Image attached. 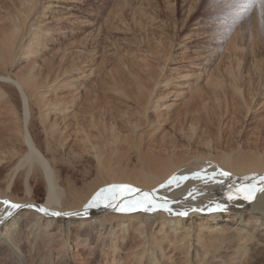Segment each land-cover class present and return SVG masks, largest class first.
I'll use <instances>...</instances> for the list:
<instances>
[{
    "label": "rangeland",
    "instance_id": "374dc122",
    "mask_svg": "<svg viewBox=\"0 0 264 264\" xmlns=\"http://www.w3.org/2000/svg\"><path fill=\"white\" fill-rule=\"evenodd\" d=\"M18 19L25 23L12 38V50L0 49V75L26 79L29 68L35 66L30 70L31 83L26 80L24 89L29 104L27 128L53 169L65 208L75 209L87 203L90 195L102 189L107 177L142 185L141 174L151 170L150 158L167 156L161 144L170 145L174 139L176 151L183 152L189 148H185L186 135H201L202 131L211 142V149L216 150V145L228 149L232 145L235 150H245L253 145L251 150L264 160V102L262 106L258 103L264 100V0H0V36L7 34ZM45 30L47 34L37 41L40 44L33 43V34ZM30 42L37 51L30 49ZM73 64H76L75 71ZM228 70L236 74L240 93L231 87ZM149 72L160 82L167 79L168 84L159 82L152 87L153 93L168 96L161 104H170L160 106V112L170 121L166 119L160 126L154 123L150 128L147 122L154 120L157 113L149 108L144 111L141 103L143 90L150 89L153 82V78L147 76ZM207 73L213 76L208 82L205 81L209 77ZM193 80L198 84L195 91L190 92L188 83ZM140 81L146 82L145 88L135 84ZM116 87L120 89L119 94ZM75 98L79 99L78 103ZM254 99L258 107L253 106ZM244 100L252 102V112H245ZM188 102L195 103L193 110L182 126L184 129L177 131L175 123L182 117L180 112ZM85 104L93 108V119L98 115L95 122H99V127L104 120L112 122L109 121L112 117L117 118L114 121L119 122L118 126L125 125L115 139L100 128L102 137L99 138L98 130L90 129L97 134V138H91H96L92 143L103 150L96 145L97 151L94 147L92 151L87 147L91 142L80 143L82 149L88 148L90 153L102 151L106 155H102L104 159L111 153L108 155L112 158L108 157L110 163L104 166L97 163L95 153L92 156L89 150L78 148L75 120L84 119L81 110H86ZM39 105L48 109H39ZM22 112L18 88L8 80L7 83L0 80V187L4 189L8 174L19 158H13L12 154L25 151L20 135H16L21 127ZM87 115L90 118L88 112ZM127 119L140 130L126 125ZM190 119L196 126L193 130L187 123ZM52 123L64 131L58 134L63 138L56 133L55 138L50 132L46 133V126ZM105 139H108L107 144L101 143ZM194 146L192 149L197 152L207 149L200 143ZM25 178L29 179V195L25 191ZM12 185L14 199L29 198L33 204L45 200L46 184L40 170L28 176L25 170H19ZM258 194L254 193L256 196L250 201H258L256 214L243 215L248 221L245 229L254 230L255 240H247L250 253L235 259L218 256L227 264H239L243 260L241 264L264 263V195L260 198ZM67 219L48 227L43 223L34 226L27 243L14 252L13 258L6 259V264H149L151 255L157 258L158 264H167L170 259L178 264L185 257L182 252L190 257L204 256V246L197 239L199 234L192 230L185 243L193 245L186 252L169 243L174 234L169 231L174 228L140 221L120 230L122 225H116L117 219L105 214L99 219L104 226L108 225L101 232L111 227V231H116L115 238L103 232L102 236L99 232L89 235L87 228L78 224L79 219L71 220L69 226ZM224 219L221 216L217 224L230 227L236 223V219ZM197 222H192L194 228ZM115 240L117 249L110 246ZM218 263L221 262L217 260Z\"/></svg>",
    "mask_w": 264,
    "mask_h": 264
},
{
    "label": "bare ground",
    "instance_id": "6f19581e",
    "mask_svg": "<svg viewBox=\"0 0 264 264\" xmlns=\"http://www.w3.org/2000/svg\"><path fill=\"white\" fill-rule=\"evenodd\" d=\"M28 2H30V1H27V3ZM24 23H25L24 21L21 22L18 19L17 24H14L13 26H11L6 31L7 34L3 35V33H1V36H0V41H1L0 42V49L1 50H5V49L12 50V46H14L12 44V38L14 39L16 33L19 31V29L22 27V25ZM38 29H40V28H38ZM40 31H41V29H40ZM47 32H48V30H45L43 33L40 32V34H36V33L33 34L34 36H33L32 40H34V41H32V42L40 44V42H37L39 37L46 35ZM13 42H14V40H13ZM32 42L28 43L29 47L31 46ZM34 48L35 47H32V46L30 47V49L32 51H37V49L35 50ZM81 61H83V60H81ZM75 65L73 64L74 71L76 70ZM78 65H80V63ZM33 67H35V66L33 65ZM33 67L31 66V68H29V69L31 70V69H33ZM238 67H239V65H238ZM30 70L27 74L26 79H22L21 77L20 78L14 77V76L12 77L10 75H6V76L0 75V80H3L6 83H7V80L10 81L11 83H13L18 88V90L20 92L21 99H22V110H23V112H22V118H21V123H20L21 127L18 130V134H16V135H20V139L22 140V143L25 146V151L23 154L20 152H15L14 154H12L13 158H15L16 156H19V158H17V160L15 162V166L11 169V173L8 174V181H7V185L5 184V189L3 188L4 186L0 187V200L7 199V200L12 201L14 203L25 205V207H22V208L15 210L11 217L7 218L6 220H0V264H6V262H5L6 259L10 260V258H13L14 252H16L18 249L21 250L24 247V244L27 243V241L29 240V237L32 234V230H33L34 226L41 225L42 223L46 227H48V226H51L53 224H57L58 220H61V219L63 220V219L68 218L67 220H70V221L67 222V225L69 226V224L71 223V220L79 219L78 224L80 226H85L87 228L89 235L90 234L91 235L96 234L99 232V234L102 236V232H103V234L106 233L105 236H108V234L110 236H115L116 231H111V227L107 231L104 230L101 232V230L104 227L106 228V226L108 225L107 224L106 226H104V224L99 219L102 216L104 217L105 214H110L111 219L112 218L117 219V220H115L116 225L117 226L122 225L119 228L120 230H124V228H126L128 226V224H130L132 222L137 224V222L139 223L140 221L150 222L149 225H151V226H153L155 223L157 225H161L162 228L163 227L174 228V229H171L169 231V232H174L173 237H171V239H169V241H170L169 243H171L172 246L179 248L181 250L183 249L186 252H189V248L191 247V244L193 245V243H189V244L185 243V239L188 238L189 234H191V230H192V232L195 231V234H197V235L199 234L197 239H199V241L204 246V249H205L204 250V256L203 257L199 256V258L197 257L198 255L190 257V256H188V254L182 252L183 256H185V257L183 258L184 260L182 262H179L178 264H190V262H195V263L198 262L197 264H216L217 260L221 262L218 264H227L226 261L222 260L218 256H222L224 258L235 259L236 257L240 256L241 254L242 255H248L250 253L249 250H251V246L247 242V240H249V241L255 240V236H254V232H253L254 230L248 231L245 229V226L247 225L248 221L243 219V215L247 214V213L252 214V215L256 214L255 209H256V204L258 203V201H257V203H254V202L251 203L250 201H246L243 198L234 199L232 201H229L227 199V196H228L229 192L235 193L236 187H238L240 185L251 184V185H254L256 188V191L254 193H257V194L259 193L258 194L259 196H257V197L261 198V196L264 195V191L259 190L260 189L259 178L261 176H264V160H261L258 157V155L255 154L254 150H251L250 147L253 146L251 144H250L251 146L245 150H243V149L235 150L233 148L234 146H232V145H230L231 148H228V149L219 147L218 145H216V150L211 149L210 148L211 142L209 141V139L205 138L204 131L201 132V135H198V134L194 135L193 134L190 136L186 135L187 133L184 132L186 137H188V140H187L188 143L186 144L185 148H187L188 146H189V148L185 149L183 152H177L176 151L177 145H175L176 140L174 141V139H171L170 145L165 144V143L161 144V146H163L165 148L166 152H164V154L166 155V153H167V156H165V157L163 156L162 158H159V157L158 158H154V157L150 158L149 161H151V163H152V166L150 167L151 170L143 171V174H141L143 176V179H144V180L142 179V185H135V184H131L128 182H124L122 180L117 181V180H113L114 178L111 179V178L107 177L108 179H105L104 186L103 185L101 186V188H106L110 185H129V186H132L134 188H139L143 191H148V192H152L153 190H156V192H155L156 196L161 198L160 201H158V202H162L163 199L166 198L169 201L170 206L173 208V210L175 212H179L182 210H188L187 216L180 217V216H176V215H169L168 213H166L164 211H156V212H152V213H145V212H139L138 211L137 213L133 212V213H129V214H124V213L116 212L111 208H106L103 206L89 209L87 217H85L84 215H74V214L73 215H60V216L51 215V213H53V212H61V213L82 212L83 207L86 203H84L82 206L75 208V209L65 208L64 203L61 199L62 191L59 189V187L57 185L56 178H55L54 173H53V169H52L51 165L49 164L48 159L37 148L32 136L29 132V129L27 128V119L29 116V106H28L29 104H28V98L26 96V92L24 89H25L26 80L28 82L31 78H33L32 71H31V75H30ZM259 71H260V69H259ZM145 72H146V70H145ZM144 74H146V73H144ZM199 74H198V77L201 76ZM228 74L231 76V77L229 76V78H230L229 81L231 82L230 85H232L231 87L232 88L234 87L235 88L234 90H237V92L240 93L241 91L238 88L239 85L237 86V83L239 80H238V78H236L237 77L236 74L234 73L235 74V76H234L232 74V70H228ZM141 76H143V75H141ZM145 76L146 75H144V78H145ZM147 76L149 77V79L153 78V82H152L150 89H147V90L142 89L144 92L143 93L144 99L141 102L143 104L142 109H144V111H145L146 109L149 108L152 110V112H154V114H155V112L157 113L154 120H152V121L149 120L147 122L148 126L150 125L152 127V125L154 123H156L157 125L160 126V125H162L161 124L162 122L165 123L164 121H166V119H168V120L170 119V118H167L166 114L164 116L163 113L160 112V110L162 109V107L160 109L161 105L164 104L165 107L170 106V104L167 105L164 102H162V104H161V102H160L162 99H166V97H168V96L167 95H158V94L153 93L154 88L152 86H156L160 81H158L157 79L155 80L154 76L150 75V72ZM135 77H137V76H135ZM139 77H140V75H139ZM206 77H208V78L206 79ZM206 77H205V79H206L205 81L208 82L211 80V78L213 76L210 73ZM217 77H218V74H217ZM160 78H162V77H160ZM196 80L195 81L193 80L190 83H188V89L190 88V92L195 91V87L198 84V83H196ZM197 81H199V79ZM219 81H220V79H219ZM29 82L31 83V81H29ZM138 82L135 84L138 86H141L142 88L146 87L145 81L144 82L140 81V83H138ZM150 82L151 81H149V84H150ZM68 83L70 84L69 81H64V84H68ZM160 83H164L165 85L168 84L167 79L161 80ZM115 89L117 90V87ZM119 90L120 89H118L116 91V92H118V94H119ZM46 91H47V89H46ZM179 91L181 93V90H179ZM198 91H200V90H198ZM180 93L178 92L177 95H179ZM238 93H237V95H238ZM87 94H84V95H87ZM200 95H201V93H200ZM240 96H242V95H240ZM175 97H176V95H175ZM88 98L84 97V99H86V100ZM244 98H247V97H245V95H244ZM193 99H194V97H193ZM77 100L79 101V99H77ZM77 100L75 98L76 103H78ZM174 100H172V101H174ZM245 100H244V103L247 106V110L245 112H248V111L252 112V107L257 106L256 105L257 102L255 103V99L252 100L253 101V106H252L251 105L252 102L250 103V101H245ZM263 102H264V100L261 102H258V103H260V106H262ZM55 103H56V101H55ZM194 104L195 103H193V102L192 103L188 102L185 105L184 110L183 109L181 110L182 112H180V114H182L181 115L182 117L178 118V122L176 121V123H175L176 128H178L177 131L178 130L181 131L184 129V128L182 129V126L184 125L185 120L188 117H190V115H191L190 112L193 110L192 107H194ZM260 106H259V108H260ZM39 107H40V105H39ZM42 107H44V106H41L39 109H41ZM50 107H52V106H50ZM85 107H86L87 111L85 109L81 110L83 113L84 119L75 120V122L77 121L76 122V128L77 129L75 131V134L77 132H79V136L76 135V138L79 141V142L78 141L77 142L79 144L81 143L83 145V143H86V142L92 143V141H94L97 138L96 137L97 134L94 135L93 134L94 132L93 133L90 132V129H92V128L98 130V134H100L99 138L102 137L101 136L102 132H101V130H99V128L102 129L103 131H105V133L114 136V137L111 136L110 138L115 139V138L119 137V136L118 137H115V136H117V133L120 130V128L122 126H125L124 124H122L120 122L121 126L120 125L118 126L117 124L119 122L114 121L117 118H115L113 120L112 119L113 117L111 118V120L109 119V121H112V122L105 123L106 121L101 116V118H103V120L105 122L103 121L102 125H100V127H99L98 126L99 122L96 123L97 122L96 120H98V118H96V117L98 115L95 114L97 116H95V119H93L94 118L93 108L88 106V105L84 106V108ZM44 108H47V107H44ZM55 108H57V107H55ZM168 108H170V107H168ZM95 111H96V109H95ZM61 112L63 113V110ZM87 112H88L90 118L88 117ZM45 113H47V110ZM95 113H97V112H95ZM251 114H253V113H251ZM44 118H46V114H45ZM44 118H43V120H44ZM109 121H107V122H109ZM43 122L45 123L46 119ZM187 123H189V128L191 130L196 128L195 124L192 123V119H190ZM127 124L131 127L132 130L137 128L136 127L137 124L135 125L129 119H127V121H126V125ZM74 125H75V123H74ZM44 126H46V125H44ZM150 126H149V128H150ZM45 129H46V133L48 134L50 132L49 135L51 137H54V138H55L54 133H56L58 135V134L64 132V131L62 132L59 130V127L57 126L56 123H52L50 126H46ZM151 129H153V128H151ZM136 130H140V129H136ZM95 132L97 133V131H95ZM60 136L62 137L63 135L61 134ZM123 136L126 137L125 135H123ZM123 136H122V138H123ZM219 136H220V134H219ZM92 137H96V138L95 139L93 138L94 140H92L91 139ZM97 140L100 141L101 139L100 140L97 139ZM107 140L108 139H105L104 141H101V143L103 142L104 144H107L106 143ZM111 140H113V139H111ZM119 141L121 143L122 140H119ZM94 142H96V140ZM199 143L202 144L203 146H205L207 149L204 151H200V152H197L195 149H192V147L194 145L196 146ZM81 144L78 145V148L81 146V149H82ZM90 144H89V146H87V145L86 146L91 147V148L94 147L95 149L97 146H98L97 147L98 149L101 148L97 144L92 143V146H90ZM85 145H84V147H85ZM159 146H160V144H159ZM164 148H162V150H164ZM180 148H182V147H180ZM218 148H220V151L217 150ZM84 149H86V151L89 150L88 153H90V151H91L88 148H84ZM84 149H82V150H84ZM101 149L103 150L104 148H101ZM196 149H197V147H196ZM199 149H201V148L199 147ZM93 150L94 149L92 148V151ZM86 151H85V153H86ZM96 151H97V149H96ZM80 152H81V150H80ZM91 153L93 156V153H95V152H91ZM100 153L99 154L95 153L96 156L94 155L93 157L95 159H97V163H100V165L104 166L103 164H106L109 161H111V160H109V158L111 156L110 157L108 156L111 153L108 154L107 158H105V159L102 157V155H104V157L106 155L102 154V151ZM175 155H179V156H181V158L175 159L176 158ZM110 159H112V158H110ZM145 162H147V161H145ZM21 169L26 171L27 176L34 170H40L42 172V176H43V179H44L45 184H46V197L42 203L33 204V201L29 198L14 199V195L12 194V191H13L12 180L14 179L15 174ZM106 169H109V168L107 167ZM111 170H112V168H111ZM218 170L227 171V172L231 173V176L230 177H221V176L217 175V177L215 179L209 178L213 172H216ZM197 173H199V176L196 175ZM106 175L109 176L108 173ZM185 176L187 177V179H179V177H185ZM112 177H114V176H112ZM172 177H177L178 179L172 181L171 185H169L168 182H169V180L172 179ZM245 177H247L248 179H245ZM252 177H255V180H253ZM25 180H26L25 191H26V194L29 195L30 191H31L30 185L27 182L29 179L25 178ZM221 180H223L222 183L220 182ZM0 183L2 184V182H0ZM150 183H152V184H150ZM162 184L166 185V186L160 187V185H162ZM94 194L90 195V197L85 202H88ZM255 196H254V198H255ZM263 199H264V196H263ZM215 203L225 204L226 210L220 211V212H211V213L208 212L207 211L208 206L215 204ZM251 204L252 205L255 204V206L251 207L250 206ZM31 205H37V206L48 209V214L41 213L40 211H38V209L30 207ZM192 209H197V210L193 211ZM5 211H6V206L3 204H0V215H3V213ZM221 216H224V218H226L224 220H227V221L236 219V223L234 225H231L230 227H226L225 225H218L217 221L219 220V218ZM251 218L257 220L259 217L251 216ZM194 220H198V222L195 224V228H194V225L192 224V222ZM191 224L193 226H191ZM259 225H262V223L260 222ZM100 226H101V228H99ZM190 228H192V229H190ZM178 232H180V233H178ZM115 238H116V236H115ZM110 246L116 247V240ZM117 248H119V247H116V249ZM161 254H162V252H161ZM245 259H248V257ZM169 261H172V263H168ZM169 261L167 262V264H175V262H176V261L173 262V259H170ZM244 262L245 261L243 260V262H240L239 264L244 263ZM254 262H256V261H254ZM148 263L149 264H158V260L154 255H151L148 259ZM260 264H264V263H260Z\"/></svg>",
    "mask_w": 264,
    "mask_h": 264
},
{
    "label": "snow or ice",
    "instance_id": "6c2138e0",
    "mask_svg": "<svg viewBox=\"0 0 264 264\" xmlns=\"http://www.w3.org/2000/svg\"><path fill=\"white\" fill-rule=\"evenodd\" d=\"M199 176V173L196 174ZM217 175L221 177H230L231 173L223 170H218L213 172L209 178L215 179ZM202 178V177H201ZM177 177H172L169 180L168 184L171 185L172 181L177 180ZM179 179H187V177H179ZM245 179H248L245 177ZM255 180V177H252ZM260 180V189L264 191V176L259 178ZM221 183L223 180L220 181ZM166 185H160V187H165ZM256 188L254 185H240L235 188V193L229 192L227 199L232 201L234 199L243 198L246 201H251L254 198V192ZM156 190L152 192L143 191L139 188H134L129 185H110L106 188H102L97 191L92 198L84 205L82 212L77 213H61V212H53L51 215L60 216V215H84L87 217L88 210L91 208L97 207H106L111 208L116 212L129 214L133 212H145L152 213L156 211H164L169 215H176L180 217H184L188 215V210H182L179 212H175L173 208L170 206L169 201L164 198L162 202L160 201V197L156 196ZM0 204L6 206V211L3 215H0V220H6L11 217L13 212L19 208L25 207V205L17 204L7 199L0 200ZM30 207L38 209L41 213L48 214V209L31 205ZM193 211L197 209H192ZM202 210V209H201ZM226 210V205L222 203H215L209 205L207 208L208 212H220Z\"/></svg>",
    "mask_w": 264,
    "mask_h": 264
}]
</instances>
